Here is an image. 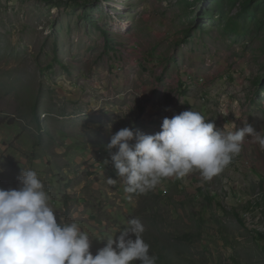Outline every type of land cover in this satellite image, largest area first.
Wrapping results in <instances>:
<instances>
[{"label": "rangeland", "instance_id": "374dc122", "mask_svg": "<svg viewBox=\"0 0 264 264\" xmlns=\"http://www.w3.org/2000/svg\"><path fill=\"white\" fill-rule=\"evenodd\" d=\"M186 110L264 136V0H0V188L36 171L93 255L137 218L157 264H264V150L250 137L212 179L140 195L103 163L118 130L156 134Z\"/></svg>", "mask_w": 264, "mask_h": 264}, {"label": "clouds", "instance_id": "9594fccd", "mask_svg": "<svg viewBox=\"0 0 264 264\" xmlns=\"http://www.w3.org/2000/svg\"><path fill=\"white\" fill-rule=\"evenodd\" d=\"M206 121L199 112L186 110L165 117L156 134L120 129L105 146L103 163L113 164L126 193L143 194L163 179H183L193 172L212 179L240 154L247 137L264 150V136L246 122L240 129L231 122L226 131ZM18 183L16 189L0 188V264H157L139 219H128L119 235L101 239L106 243L93 255L92 239L79 224L58 219L36 171L22 169Z\"/></svg>", "mask_w": 264, "mask_h": 264}, {"label": "trees", "instance_id": "16d2710c", "mask_svg": "<svg viewBox=\"0 0 264 264\" xmlns=\"http://www.w3.org/2000/svg\"><path fill=\"white\" fill-rule=\"evenodd\" d=\"M134 195H140V193H134Z\"/></svg>", "mask_w": 264, "mask_h": 264}, {"label": "bare ground", "instance_id": "6f19581e", "mask_svg": "<svg viewBox=\"0 0 264 264\" xmlns=\"http://www.w3.org/2000/svg\"><path fill=\"white\" fill-rule=\"evenodd\" d=\"M247 218V217H246Z\"/></svg>", "mask_w": 264, "mask_h": 264}]
</instances>
